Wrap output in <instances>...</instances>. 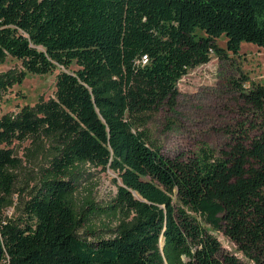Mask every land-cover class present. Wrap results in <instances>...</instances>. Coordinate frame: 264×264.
<instances>
[{"label":"trees","instance_id":"1","mask_svg":"<svg viewBox=\"0 0 264 264\" xmlns=\"http://www.w3.org/2000/svg\"><path fill=\"white\" fill-rule=\"evenodd\" d=\"M243 43L264 49V0H0V64L63 69L55 99L0 119V264H264V86L242 89L219 153L167 157L146 131L176 108L188 68ZM15 78L0 74V91ZM27 140L53 155L25 220L1 221L22 165L11 147ZM88 165L118 172L115 205L78 202ZM122 213L128 223L96 227Z\"/></svg>","mask_w":264,"mask_h":264},{"label":"rangeland","instance_id":"2","mask_svg":"<svg viewBox=\"0 0 264 264\" xmlns=\"http://www.w3.org/2000/svg\"><path fill=\"white\" fill-rule=\"evenodd\" d=\"M217 45L227 50V39L220 38ZM227 55V59H220L211 54L208 62L188 68L178 83L180 96L176 108L160 111L147 124L149 137L167 157L189 155L203 144L217 153L225 150L231 142L226 129L236 127L243 119L244 104L240 92L253 86H264V49L243 43L238 55L229 52ZM74 70H77L76 65L70 68V71ZM62 71L58 69L48 75L28 74L21 61L8 57L0 64V74L12 73L17 78L0 91V119L55 99L57 78ZM17 79L22 80L17 83ZM11 148L22 165L17 172L15 207L7 209L1 221L25 220V205L40 187L42 172L53 155L51 145L46 141L33 144L32 140H27L15 143ZM84 173L78 202L82 203L92 195L101 209L115 205L122 184L118 172L109 167L88 165ZM130 220L123 213L111 219L103 214L95 224L98 229L105 230ZM214 234L223 250L244 260L243 255L237 253V247L223 233Z\"/></svg>","mask_w":264,"mask_h":264},{"label":"built area","instance_id":"3","mask_svg":"<svg viewBox=\"0 0 264 264\" xmlns=\"http://www.w3.org/2000/svg\"><path fill=\"white\" fill-rule=\"evenodd\" d=\"M211 53H212V51H211Z\"/></svg>","mask_w":264,"mask_h":264}]
</instances>
